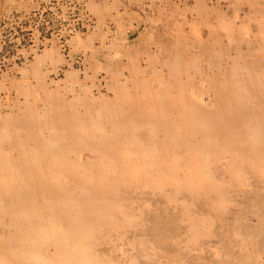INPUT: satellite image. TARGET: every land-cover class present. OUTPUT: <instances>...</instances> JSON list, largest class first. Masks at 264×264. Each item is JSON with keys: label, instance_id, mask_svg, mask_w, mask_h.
<instances>
[{"label": "rangeland", "instance_id": "obj_1", "mask_svg": "<svg viewBox=\"0 0 264 264\" xmlns=\"http://www.w3.org/2000/svg\"><path fill=\"white\" fill-rule=\"evenodd\" d=\"M139 1L0 0V264H264V0Z\"/></svg>", "mask_w": 264, "mask_h": 264}, {"label": "crops", "instance_id": "obj_2", "mask_svg": "<svg viewBox=\"0 0 264 264\" xmlns=\"http://www.w3.org/2000/svg\"><path fill=\"white\" fill-rule=\"evenodd\" d=\"M171 8L172 4H169L168 0L156 1L153 4L149 0H141L136 6L130 4L127 10L131 11L132 14L129 15L139 19L137 35L140 36V43H143L146 36L150 35L149 29L152 24H155L153 21L166 18Z\"/></svg>", "mask_w": 264, "mask_h": 264}]
</instances>
